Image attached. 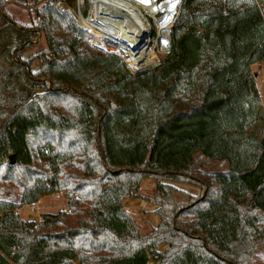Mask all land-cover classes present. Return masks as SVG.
<instances>
[{
  "label": "trees",
  "instance_id": "16d2710c",
  "mask_svg": "<svg viewBox=\"0 0 264 264\" xmlns=\"http://www.w3.org/2000/svg\"><path fill=\"white\" fill-rule=\"evenodd\" d=\"M0 0V264H251L264 245V110L248 64L264 60V0H183L170 51L131 72L68 10ZM42 35L45 48L25 56ZM246 106L243 132L227 123ZM14 155L10 163L9 155ZM155 180L142 235L123 201ZM180 181L200 197L173 198ZM63 192L50 225L18 209Z\"/></svg>",
  "mask_w": 264,
  "mask_h": 264
},
{
  "label": "built area",
  "instance_id": "2783aa9c",
  "mask_svg": "<svg viewBox=\"0 0 264 264\" xmlns=\"http://www.w3.org/2000/svg\"><path fill=\"white\" fill-rule=\"evenodd\" d=\"M147 1L150 0H74L72 5L68 6V10L74 14L77 26L90 34L89 41L93 46L106 51L112 50L126 66L129 67L127 59L133 60L138 52L140 55L144 54L142 61L149 57L153 63L142 64L139 68L142 69L157 65L170 51V29L183 2L178 0L173 15L166 22V27L159 28L166 10L161 8V11L147 13L143 7ZM152 1L159 5L169 2ZM58 194L60 193H55L57 198ZM64 199L67 201L65 197ZM41 220L51 224L55 217L46 214Z\"/></svg>",
  "mask_w": 264,
  "mask_h": 264
},
{
  "label": "rangeland",
  "instance_id": "374dc122",
  "mask_svg": "<svg viewBox=\"0 0 264 264\" xmlns=\"http://www.w3.org/2000/svg\"><path fill=\"white\" fill-rule=\"evenodd\" d=\"M34 1L35 0H7L5 7L14 20H17L21 24L29 25L32 20H35L36 9H34V7L41 6V3L34 4ZM259 7L264 12V4L259 5ZM87 37H88V43L92 45L89 41L91 37L90 34ZM45 46L46 45L43 36L39 35V37L34 42L33 48L31 50L26 51L25 56L38 52L44 49ZM107 51L112 52V50L109 49ZM159 58H161V55H159ZM147 64L148 63H144V65ZM247 68L248 71L254 77L256 90L259 96V101L262 109L264 110V60L260 62H252L248 64ZM128 69L133 73L142 70V69L139 70L131 69L130 67H128ZM248 121H249V113L247 112L246 106H244V108L240 111L239 116L232 117L231 121H229L227 124L230 125V127L233 130L237 132H243L247 126ZM166 181L175 187L172 193H173V198L176 201H187L190 198V196L200 197L202 193V189L198 186L180 181H169V180ZM155 186H156L155 180L151 178H144L140 184L139 190L137 192V196H132L125 199V202L123 203L124 210L132 217L134 224L138 227L139 232L142 235L146 234L149 230H151L159 223V217L155 212L157 206L151 201V199H153ZM58 193H60L61 195H63V197H65L63 192H58ZM54 194L47 195L42 198L41 204H39L42 205L41 210L35 208L34 206H31L30 204H25L24 206H21L18 210L20 216L25 220L43 222V220L41 219L45 218L46 214H53L56 213L58 210L62 209L59 207V204L62 202V199L59 197L57 198ZM0 199L8 200V201L12 200L11 202L15 201V203H18L19 191L17 187L12 183L4 184L0 181ZM64 209H67V207ZM47 210L55 211V212H49ZM41 211H46V212H41ZM251 264H264V245L255 250L252 256Z\"/></svg>",
  "mask_w": 264,
  "mask_h": 264
},
{
  "label": "bare ground",
  "instance_id": "6f19581e",
  "mask_svg": "<svg viewBox=\"0 0 264 264\" xmlns=\"http://www.w3.org/2000/svg\"><path fill=\"white\" fill-rule=\"evenodd\" d=\"M138 1V0H137ZM178 0H169V2L167 3H163V4H157L154 3L152 0L147 1L145 4H143L144 9H146L147 13H154L156 12V10H162L161 8L165 9V13L162 17V20L160 21L159 24V28H165L166 27V22L167 20L173 15L174 13V6L175 4H177ZM133 13V11L131 12ZM135 15H138L137 12H134ZM124 21V20H122ZM122 21H120L122 23ZM168 26V25H167ZM143 55H140V52L137 53L136 57L132 59H127L128 61V65L131 69H139L141 67L142 64L144 63H153V61L147 57L144 61L143 60Z\"/></svg>",
  "mask_w": 264,
  "mask_h": 264
},
{
  "label": "crops",
  "instance_id": "0c3cea01",
  "mask_svg": "<svg viewBox=\"0 0 264 264\" xmlns=\"http://www.w3.org/2000/svg\"><path fill=\"white\" fill-rule=\"evenodd\" d=\"M55 195V194H54ZM59 195V198H61L62 199V202L59 204V207L60 208H62V209H64V208H66V200L64 199V197H63V195H60V194H58ZM44 197V196H43ZM43 197H41L38 201H36L34 204H32L31 206H34L35 208H38L39 210H41L42 209V205H39V204H41V200H42V198ZM127 199V198H126ZM3 200V199H2ZM8 201V200H7ZM10 201H12V200H10ZM13 202H15V201H13ZM125 202V199H124V201H123V203ZM24 206V205H23ZM19 210V209H18ZM47 211H49V212H55V211H50V210H47ZM41 212H46V211H41Z\"/></svg>",
  "mask_w": 264,
  "mask_h": 264
},
{
  "label": "water",
  "instance_id": "95a60500",
  "mask_svg": "<svg viewBox=\"0 0 264 264\" xmlns=\"http://www.w3.org/2000/svg\"><path fill=\"white\" fill-rule=\"evenodd\" d=\"M9 160H10V163H13L14 162V155L13 154H10L9 155Z\"/></svg>",
  "mask_w": 264,
  "mask_h": 264
}]
</instances>
